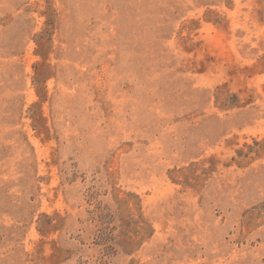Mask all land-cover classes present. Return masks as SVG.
Here are the masks:
<instances>
[{
  "label": "rangeland",
  "instance_id": "1",
  "mask_svg": "<svg viewBox=\"0 0 264 264\" xmlns=\"http://www.w3.org/2000/svg\"><path fill=\"white\" fill-rule=\"evenodd\" d=\"M0 264H264V0H0Z\"/></svg>",
  "mask_w": 264,
  "mask_h": 264
}]
</instances>
